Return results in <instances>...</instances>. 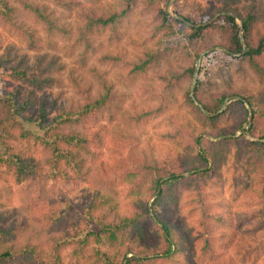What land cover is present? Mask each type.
I'll use <instances>...</instances> for the list:
<instances>
[{
    "label": "trees",
    "instance_id": "trees-1",
    "mask_svg": "<svg viewBox=\"0 0 264 264\" xmlns=\"http://www.w3.org/2000/svg\"><path fill=\"white\" fill-rule=\"evenodd\" d=\"M187 1L174 0L172 11L194 25L220 12L233 15L193 28L169 14L170 0H0V27L27 49L8 43L0 54V172L27 185L26 216L6 209L8 190L0 187V264H64L65 257L83 264H223V247L242 259L264 252V0ZM134 16L148 35L130 53L119 45ZM237 21L247 52L234 58L221 48L242 53ZM59 42L92 79L60 62L53 53L60 52ZM91 57L119 70L112 77L107 68L88 65ZM200 57L194 97L209 114L225 104L214 117L190 96ZM219 58L237 63L221 83L208 72ZM63 75L75 96L67 94ZM137 80L145 81L152 104L131 114L123 107L130 95L119 85ZM171 103L186 107L198 129L189 121L177 124ZM160 116L169 124L162 138L177 147L162 159L131 131ZM101 118L111 129L88 127ZM104 134L115 148L107 159ZM38 148L44 156L27 153ZM223 152L232 201L243 198L258 219L261 234L250 237L253 243L244 234L236 239V213L217 192ZM56 179L71 192L92 191L77 231L48 189ZM188 189L196 234L177 207V192ZM123 194L130 197L125 206L118 201Z\"/></svg>",
    "mask_w": 264,
    "mask_h": 264
},
{
    "label": "rangeland",
    "instance_id": "rangeland-1",
    "mask_svg": "<svg viewBox=\"0 0 264 264\" xmlns=\"http://www.w3.org/2000/svg\"><path fill=\"white\" fill-rule=\"evenodd\" d=\"M118 0H99L100 5H106L108 3L114 4ZM192 0L187 1V5ZM174 3V1H173ZM173 3L171 4L170 8L173 10ZM105 7V6H104ZM186 8L181 9L180 11L185 12ZM141 17L134 16L133 19H131V23L127 29L126 35L124 40L120 43V48L127 49L130 53L134 52V50L138 49L142 41H144L143 36L148 35V29L145 23H143L140 20ZM1 32V41H0V54H2V50L4 46L8 43H13L16 45V47L21 48L23 50H27L26 47L23 45L22 41L18 39L17 37L13 36L11 33L6 31L5 29L0 27ZM131 41V42H130ZM134 41V42H132ZM58 47L60 52H53L56 54L60 62L64 63L67 67H74L77 69L78 73H83V77L90 80L92 79L87 71L83 69V72L80 71V67H78V63L76 62L75 58L66 56L64 54V48L62 46V43H58ZM45 52V51H43ZM51 53L50 51H48ZM88 65L96 64V66L99 69L107 68L109 75L114 76L116 70H119V67L111 65H102L98 63L97 60L93 59L92 57L87 62ZM201 64V61H200ZM163 67H167V64ZM237 68L236 62L228 63L224 61L223 58H219L217 60H214L212 62V65L209 66L208 72L213 75L215 80L217 82H222L223 80H227L229 75H232L234 71ZM62 79L65 82V88L66 92L70 96H75V90L73 86L70 84V82L67 80L66 75L62 76ZM197 81V80H196ZM144 80H137L134 83H123L122 85H119L120 88L127 91L129 93V98L126 99V103L123 105L124 111L129 112L131 114H135L140 111H144L148 109L152 102L150 101L151 98L147 95V92L145 88L143 87ZM169 114L171 116H174V120H176L177 124H185L187 121L194 124L198 129V122L194 118V116L188 111L186 107H184L182 104H172L169 108ZM118 124L119 127H122L123 125L120 123V121H115L114 125ZM99 125L101 127H108V129H111V126L109 123H107V120L105 118H101L98 125H90L88 124V127L91 129L99 128ZM169 128L168 121L160 116L156 119L149 120L147 122H143L139 125L138 128H135L131 130L133 133L139 136L141 145L143 147L148 146L153 151L157 158L162 159L167 154H171L176 150V145H174L172 142L165 140L162 138V134L167 131ZM199 132V130H197ZM102 145H105L103 148V151L101 152V156L105 159L110 158L111 155H113V146L110 142V137L107 134H104V141L102 142ZM115 149V148H114ZM179 152V151H178ZM31 156H37L42 157L44 156L43 152L38 148L36 150L31 149L27 152ZM224 155V161L222 162V165L220 166V173L221 176L219 177V184L220 187L218 188L217 192L221 190L222 196L227 200L228 204L230 205L233 212H235L236 217L238 219H235V226L236 228H239V237L237 235L236 239L238 240L240 238L241 234H244V236L247 238L248 241H252L250 237H259L261 234V229L258 225V219H255L251 216L250 211L248 210V207H246L243 198L240 203L238 201L235 203L232 201V189L230 187V174L226 170V163L227 159L229 158V154L223 152ZM252 176H248L246 180L249 182L251 180ZM243 180H239L237 184L239 185V188H243ZM48 189L53 192L56 199L60 203V207L62 211H64L63 214L68 215V223L70 224V227L72 231H77L79 227L81 226V218L84 216V212L87 208V206L90 203L92 191L86 187L82 186L78 190L71 192V188L69 184H66L61 179H56L54 181H50L48 183ZM0 187L4 189V191L8 190V197L9 200L6 202L7 210L15 209L16 214L20 216H26L23 213L24 207H21V200L23 198V192L27 190V185L24 184H16L12 178L9 175H6L5 173L0 172ZM25 193V192H24ZM191 191L188 190H180L177 192V207L178 211L181 214V222L185 225L186 228L189 229V231L196 234V231L194 229V226L197 221V215L196 212L192 211L193 204L190 202L191 200ZM130 198V197H129ZM127 198L125 194L120 195L118 198V201L120 202V205L125 204L127 205L128 201L130 200ZM214 198H218V195H215ZM237 197H235L236 200ZM214 209V206H213ZM121 211V210H120ZM124 211V209L122 210ZM258 225V227H257ZM91 230L97 231L98 228L93 224L90 223ZM263 231V229H262ZM245 241V240H244ZM254 241H252L253 243ZM195 247L192 246V250H194ZM223 256L224 260L222 261L223 264H264V252L262 254H256V256H249L244 259L237 256L235 253H233L230 249H227V247H223ZM232 257V261H228V258ZM194 261V260H193ZM90 261L87 263L89 264ZM64 264H83L82 261H80V258L74 261H69L68 257H65Z\"/></svg>",
    "mask_w": 264,
    "mask_h": 264
},
{
    "label": "water",
    "instance_id": "water-1",
    "mask_svg": "<svg viewBox=\"0 0 264 264\" xmlns=\"http://www.w3.org/2000/svg\"><path fill=\"white\" fill-rule=\"evenodd\" d=\"M173 1H174V0H170V2H169V6H168V12H169V14H170L172 17H174L176 20H179V21L185 23L186 25H188L189 27H193V28H200V27H202V26H207V25L211 24L213 21H215L218 17H220V16H222V15H233L232 12H220V13L215 14V15H214L211 19H209L207 22H205V23H203V24H197V25H194V24H191V23L187 22L183 17L178 16V15H175V13H174V12L171 10V8H170V6H171V4L173 3ZM237 23L239 24V27H240V33H239V36H240V40H241V43H242V46H243L242 53L239 54V55H235L234 53L229 52V51L226 50L225 48H221V49H222L223 51H225L226 53L231 54L232 56H234V58H236V57H240V56L246 54V52H247V45H246V43H245V41H244V37H243L242 32H241V26H240V25H241V22H240V21H237ZM200 61H201V57L199 58L198 63H197V66H196V70H195V74H194V81H193V83H192V85H191V89H190V96H191V98L195 101L196 105L201 109V111H202L207 117H214V116L218 115L219 113H221V112L224 110V108H225V104L222 106L221 110L218 111L217 113L209 114V113L203 108V106H202L200 103L196 102L195 97H194V90H195V86H196V80H197V78H198V74H199ZM228 100H229V98L226 99V102H227ZM247 109H248V112H249V120H248V125H247V127H246V131L249 130V128H250V124H251V120H252V110H251V108H250L249 106H247Z\"/></svg>",
    "mask_w": 264,
    "mask_h": 264
}]
</instances>
